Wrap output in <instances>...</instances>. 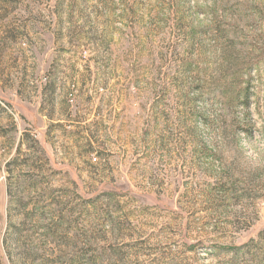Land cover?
<instances>
[{"label":"rangeland","instance_id":"374dc122","mask_svg":"<svg viewBox=\"0 0 264 264\" xmlns=\"http://www.w3.org/2000/svg\"><path fill=\"white\" fill-rule=\"evenodd\" d=\"M0 264H264V0H0Z\"/></svg>","mask_w":264,"mask_h":264},{"label":"trees","instance_id":"16d2710c","mask_svg":"<svg viewBox=\"0 0 264 264\" xmlns=\"http://www.w3.org/2000/svg\"><path fill=\"white\" fill-rule=\"evenodd\" d=\"M242 94H244L243 96H244V101H245V105H247V102H248V89H245L244 91H243V93ZM244 133H248V134H250V126L248 125V126H246L243 130H242ZM35 143H36V141H35ZM20 151H21V145H18V147L16 148V152H17V154H19L20 153ZM18 162V159H17V157L15 158V159H13V161L11 162V163H9L8 164V166L9 165H13V163H17ZM228 189V188H227ZM18 203H20V204H22V202H21V200L19 199V202Z\"/></svg>","mask_w":264,"mask_h":264}]
</instances>
